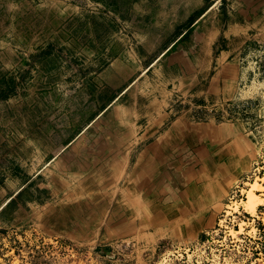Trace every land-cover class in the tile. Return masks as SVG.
<instances>
[{"label": "rangeland", "instance_id": "1", "mask_svg": "<svg viewBox=\"0 0 264 264\" xmlns=\"http://www.w3.org/2000/svg\"><path fill=\"white\" fill-rule=\"evenodd\" d=\"M263 176L264 0H0V264H264Z\"/></svg>", "mask_w": 264, "mask_h": 264}, {"label": "bare ground", "instance_id": "2", "mask_svg": "<svg viewBox=\"0 0 264 264\" xmlns=\"http://www.w3.org/2000/svg\"><path fill=\"white\" fill-rule=\"evenodd\" d=\"M216 135H218V132L215 131L214 129H210V128L206 129V130H192L191 134L187 137V139L189 138L192 141L194 139L197 142L207 143L209 147L206 148V151H204L205 152L204 155L208 156V158H209V156L211 157L212 152H216L217 150H219L220 147H223V141L220 140L219 136L217 137ZM175 138H177V137H175ZM229 156L230 155L226 151L225 154H222V156H220L218 159H216L214 164H213L214 169L217 170V171H221L222 173H228L229 174L232 171L230 169H233V168H231L232 163H230L231 161L229 159ZM163 161H165V156L164 157H156L154 160L152 159V163H155V162L160 163V162H163ZM204 167H208L207 162L204 165ZM192 169L193 168H191V170ZM150 172H152V173L155 172V168H154V166L152 167L151 164H150V169L147 172V175H151ZM154 178H156V177H154ZM175 178H176L177 181H178V179H180V177L177 174H176ZM158 179H160V180H158ZM149 180H151V178L149 179V177H148V180H146V177H145L144 180H142V182L140 183L141 186H143L146 191H147V189L150 190V188L155 187V185H158L159 183H161V181L163 179H162V177H160V178H157V181H156L155 184H153V185H145V184L149 183ZM259 181L263 182V184H261ZM193 184H194L193 177H188L187 192L190 195H197V196L200 195L201 196L202 194H208V193L211 194V192H213V193L217 192V190L219 188V185H215V186L214 185H201V186L199 185V187H197L196 185H193ZM176 191L177 190H175V191L172 190V192H176ZM245 192H246L245 200L241 201L242 209L245 212L249 213L250 215L255 216L257 207L259 205H262L263 202H264V176L262 178L256 179L253 183H251L250 187ZM257 192H261L263 197L261 195H258ZM172 194H175V193H172ZM173 196H174L173 199L178 198V196L179 197L181 196V193L178 192L176 195H173ZM163 199H164V197H163ZM125 201H127V200L125 199ZM158 206H159V204H158ZM193 206H194L193 203H191L190 200H188L186 198L185 206L183 208H181V209H175L174 211H170L168 209H165L166 211H164L162 209L160 211V209H158L157 207L153 206L152 204H149V205L147 204L146 205V203H145V205H141V212L144 211L145 215H147L148 217H149V215L152 216V214L154 212L156 213L157 216H160L161 214L165 213L164 217H166V218L167 217H171V216L172 217L173 216L177 217V216L183 215V213L188 211V210H192ZM239 206L240 205L238 203H234V205L232 207V210L234 212H238L239 211ZM156 215H153V217H155ZM151 221L153 222V219ZM151 221L149 220L145 224H147V225H149V223L152 224ZM242 231H243V229H242V223H241V226H240V229H239L238 233H242ZM231 232L234 233L233 231H231Z\"/></svg>", "mask_w": 264, "mask_h": 264}, {"label": "crops", "instance_id": "3", "mask_svg": "<svg viewBox=\"0 0 264 264\" xmlns=\"http://www.w3.org/2000/svg\"><path fill=\"white\" fill-rule=\"evenodd\" d=\"M155 61H157V60H155ZM155 61H154V62H155ZM154 62H153V63H154ZM7 202H8V200H6V201L1 205V207H3Z\"/></svg>", "mask_w": 264, "mask_h": 264}]
</instances>
